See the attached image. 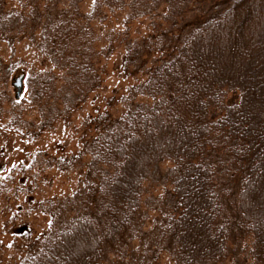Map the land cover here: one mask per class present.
Listing matches in <instances>:
<instances>
[{"label":"trees","instance_id":"trees-1","mask_svg":"<svg viewBox=\"0 0 264 264\" xmlns=\"http://www.w3.org/2000/svg\"><path fill=\"white\" fill-rule=\"evenodd\" d=\"M150 1L209 6L168 34L174 44L161 58L139 63L145 77L129 87L131 98L145 97L152 108L130 106L114 115L108 97L109 108L88 120L93 132L81 150L88 149L92 168L83 177V206L72 214L50 212L11 264H117L115 256L143 222L140 197L157 157L172 161L173 203L143 252L167 253L174 264H264V0ZM40 43L61 75H94L88 25L60 15L42 30ZM58 76L32 72L30 99L14 95L13 102L34 108ZM5 95L0 92V119ZM23 118L12 107L6 124L21 128ZM245 239L246 252L236 255Z\"/></svg>","mask_w":264,"mask_h":264},{"label":"rangeland","instance_id":"rangeland-1","mask_svg":"<svg viewBox=\"0 0 264 264\" xmlns=\"http://www.w3.org/2000/svg\"><path fill=\"white\" fill-rule=\"evenodd\" d=\"M95 1L0 0V92L6 94L0 119V264L14 263L28 250L29 236L43 230L50 212L72 214V208L83 206V177L92 168L90 155L85 153L88 149L81 150L93 132L88 120L109 108L108 97L114 101L110 108L114 115L130 106L148 104L152 108L145 97L131 98L129 87L145 77L140 73L144 66L138 70L139 63L146 57V64L161 58L174 44L168 34L209 6L208 1L173 7L156 6L150 0H98L102 4L95 9ZM60 15L90 27L94 75L82 80L68 73L61 75L57 62L43 50L42 30ZM108 47H112L110 54ZM37 70L61 76L34 108L16 105L15 77L21 76L20 96L28 101L26 76ZM95 80L99 84L91 89ZM12 107L22 111L21 128L6 124ZM174 178L171 159L155 158L140 197L143 222L115 256L117 264H174L167 253L143 252L154 223L171 208ZM238 246L236 255L246 252L249 240Z\"/></svg>","mask_w":264,"mask_h":264},{"label":"water","instance_id":"water-1","mask_svg":"<svg viewBox=\"0 0 264 264\" xmlns=\"http://www.w3.org/2000/svg\"><path fill=\"white\" fill-rule=\"evenodd\" d=\"M13 85L16 88L15 89V95L18 97L20 95V93H21V88H22V86H21V76L20 75L15 77Z\"/></svg>","mask_w":264,"mask_h":264}]
</instances>
